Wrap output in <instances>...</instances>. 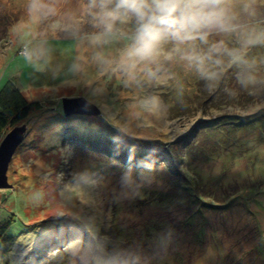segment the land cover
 <instances>
[{
  "label": "rangeland",
  "instance_id": "obj_1",
  "mask_svg": "<svg viewBox=\"0 0 264 264\" xmlns=\"http://www.w3.org/2000/svg\"><path fill=\"white\" fill-rule=\"evenodd\" d=\"M26 4L0 0V89L13 80L30 101L39 103L29 118L10 129L23 126L26 133L9 164L11 186L0 189V201L5 198L0 225L12 220L5 234L0 230V264H70L66 246L77 237L88 239L89 227L113 241H139L145 248L170 227L173 244L164 264H264V96L244 106L230 102L235 107L227 109H217L216 101L203 106L207 96L202 95L210 93L204 82L175 65L174 79L147 88L161 97L164 110L135 115L136 97L143 93L124 88L115 76L95 68L88 73L96 82L91 85L68 73L78 54L70 36L49 37L53 59L47 68L26 60ZM80 4L66 0L63 10L75 11ZM249 55L264 57V48L252 49ZM228 71L220 85L232 82L231 90L239 91L235 70ZM77 96L96 104L101 113L66 116L63 97ZM236 111L247 119H224L217 131H209L224 142L212 158L198 163L200 187L212 206L161 200L157 192L168 188L157 174L146 175L140 196H121L122 175L138 173L124 171L122 163L114 165V155L153 161L168 152L169 142L213 123L206 112L223 116ZM105 113L115 119L110 122ZM117 122L127 135L118 131ZM111 139L121 143L116 151L105 145ZM84 169L104 178L99 188L86 194L88 206L66 192L72 176ZM60 216L64 218L41 224Z\"/></svg>",
  "mask_w": 264,
  "mask_h": 264
},
{
  "label": "clouds",
  "instance_id": "obj_2",
  "mask_svg": "<svg viewBox=\"0 0 264 264\" xmlns=\"http://www.w3.org/2000/svg\"><path fill=\"white\" fill-rule=\"evenodd\" d=\"M65 3L27 0L26 60L47 68L53 59L49 37L70 36L78 54L68 73L91 85L96 82L88 73L95 68L115 76L124 88L143 93L136 97L135 115L164 110L161 97L147 88L174 79L175 65L203 81L213 99L229 69L235 70L237 83L248 96L264 93V57L249 55L252 49L264 48V0H81L75 11H64ZM228 95L238 100L240 93L228 90ZM105 118L115 119L109 113ZM116 127L128 134L119 122ZM138 166L142 170L137 175L129 170L121 177L124 198L140 196L154 165L142 160ZM103 180L100 173L84 169L72 176L66 192L88 206L86 194ZM63 218L49 217L41 224ZM85 232L88 239L77 237L66 246L70 264H164L174 235L169 227L145 248L139 241H113L94 228Z\"/></svg>",
  "mask_w": 264,
  "mask_h": 264
},
{
  "label": "trees",
  "instance_id": "obj_3",
  "mask_svg": "<svg viewBox=\"0 0 264 264\" xmlns=\"http://www.w3.org/2000/svg\"><path fill=\"white\" fill-rule=\"evenodd\" d=\"M231 70L234 71V69ZM231 70L228 72H231ZM229 83L231 85L232 82ZM230 85H220L219 91L216 93L214 99L210 97L211 93H204L202 97L207 96V99L202 102L203 106L209 102L216 101L217 103L214 104V106L217 109H227L234 106L229 105L230 102H233V104L237 106H244L245 104H251L252 100H257V96H248L240 86L238 87L240 93L238 100L232 99L228 95V90L233 88V86ZM219 93L222 96L217 98V94ZM261 95L264 96V93H261ZM226 105H229L230 107H227ZM242 106L237 108H243ZM37 107H39L38 102L30 101L15 81L8 80L0 89V138L12 127L29 118L34 108ZM206 110L207 109H205V111ZM204 115L209 118L207 119L208 122L213 123H210L205 127H195L196 131L193 129L185 137L169 142L168 152L165 151L164 155L156 156L153 161H147L144 159L154 165L152 171L146 175L157 174L158 177H161L163 180L164 186L168 188L166 191L160 190L157 192V196H159L161 200L167 199L176 204L186 203L187 207H189V204L194 207L212 206V203L206 199L200 187V178L202 174L198 169V163L200 159L205 158L206 160H209L212 158L217 151H219V147L223 144L224 139L217 138V136H214L215 134L208 132L217 131V129L220 128L218 127V124L224 119L245 121L247 117L242 116L239 111L231 112L223 116H208V112ZM206 130L208 131L206 132ZM111 140L112 143L106 142L105 145H107L108 149L116 151V149L120 148L121 143L115 141V139ZM113 158L115 160L114 165L122 163V169L124 171L129 168L134 169L136 173H139L142 170L141 167L138 166L140 161H142L141 158L127 157L126 154L124 157H117L114 155L112 159ZM191 169L194 171V174L191 173ZM152 193L155 192L152 191ZM11 221L12 220H8L7 222L10 223L6 222L5 224L0 225V230L3 231L2 234L6 233L9 226L12 224ZM116 233L118 234V232H115V237L117 238L118 235Z\"/></svg>",
  "mask_w": 264,
  "mask_h": 264
},
{
  "label": "water",
  "instance_id": "obj_4",
  "mask_svg": "<svg viewBox=\"0 0 264 264\" xmlns=\"http://www.w3.org/2000/svg\"><path fill=\"white\" fill-rule=\"evenodd\" d=\"M63 110L66 116L74 114L99 115L101 109L84 96L63 97ZM24 139L22 131L15 127L10 130L0 143V189L10 187L8 182L9 164L16 153L19 144ZM5 198L0 201V206L4 203Z\"/></svg>",
  "mask_w": 264,
  "mask_h": 264
},
{
  "label": "bare ground",
  "instance_id": "obj_5",
  "mask_svg": "<svg viewBox=\"0 0 264 264\" xmlns=\"http://www.w3.org/2000/svg\"><path fill=\"white\" fill-rule=\"evenodd\" d=\"M18 129V131H22L23 132V134L25 135V133H26V128L25 127H19V128H17Z\"/></svg>",
  "mask_w": 264,
  "mask_h": 264
}]
</instances>
